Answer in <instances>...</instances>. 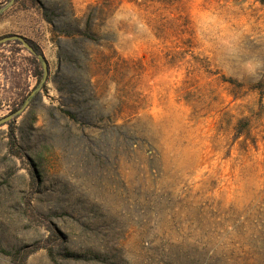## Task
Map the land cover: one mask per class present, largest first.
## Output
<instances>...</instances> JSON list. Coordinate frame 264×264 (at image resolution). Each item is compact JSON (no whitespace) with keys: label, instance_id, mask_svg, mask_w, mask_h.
<instances>
[{"label":"rangeland","instance_id":"obj_1","mask_svg":"<svg viewBox=\"0 0 264 264\" xmlns=\"http://www.w3.org/2000/svg\"><path fill=\"white\" fill-rule=\"evenodd\" d=\"M41 1L80 30L95 15L78 73L96 116L61 113L70 73L43 10L0 0V39L34 42L54 79L12 120L26 157L10 159L0 126V264L37 242L55 258L23 264H264V0ZM28 57L0 45V119L36 87ZM21 199L43 219H21Z\"/></svg>","mask_w":264,"mask_h":264},{"label":"trees","instance_id":"obj_2","mask_svg":"<svg viewBox=\"0 0 264 264\" xmlns=\"http://www.w3.org/2000/svg\"><path fill=\"white\" fill-rule=\"evenodd\" d=\"M14 5H21L27 8L39 7L44 12V17L47 22L51 24L53 27V34L55 36L54 42L58 47V61L60 69H66L70 74L66 71V74L62 78H57L56 88L58 91H62V96L65 97L66 105L71 108H61V113L65 116L69 117L75 124L79 125L80 128H84L86 124H89L90 121L94 119V111H92V107L88 104L93 100L95 92L94 85L92 84V78L89 76L84 79L81 76L79 70L88 69L89 63L91 62L90 54L88 53V48L90 45H97L98 39L97 34L94 31V18L95 15L90 16L85 22V28L78 29L68 20L69 16L65 13V11L56 6L53 9L46 8L45 4L41 0H11ZM28 4H31L29 6ZM55 19H60L61 24L58 25L55 22ZM26 41L33 47L36 52V55H33L30 51H28L25 47H23L20 41H10L8 44H14L20 46L21 50L28 52L29 57L26 59L30 70L33 72L32 77L36 81V86L39 85L44 77V68L42 65V60L39 59V56H43L44 54L42 50L31 40L25 38ZM45 58V57H44ZM89 59V60H88ZM87 65V66H86ZM11 67L18 68V65L13 63L10 65ZM87 68V69H86ZM3 70V69H1ZM16 74V72H14ZM58 76H61L60 74ZM49 82L54 81L51 77L48 79ZM47 82L43 88H46L48 85ZM35 88V87H34ZM34 90V89H33ZM32 90V91H33ZM32 91H28L27 94L23 97V101H21L17 107H14L12 112L17 111V109L21 108L24 105L27 97L32 93ZM25 99V100H24ZM96 116V115H95ZM50 117L53 119L54 125H56V113L52 112ZM33 122H31V126H33ZM9 125V131L7 133V154L10 159H19L27 156L23 145L20 142L18 132L20 127H16L13 121L7 123ZM90 150L93 148L90 146ZM35 166L38 170V164ZM33 179H38L39 174L37 171L33 173ZM27 203L24 199H21L19 206L21 207V219L26 216L28 209L31 210L33 216L37 218H42L43 215L31 206V202ZM42 224V223H41ZM43 224H46L48 230L51 232V235L54 236L57 240L61 241L63 239V235L53 227V224L50 221H45ZM45 249L48 252V255L54 259L56 254V248L49 247L42 242H37L31 246H27L20 249L6 250L1 249V252L5 255L10 256L11 262L10 264H23L33 253ZM70 254V253H69ZM87 254V253H85ZM73 257H78L73 255Z\"/></svg>","mask_w":264,"mask_h":264},{"label":"water","instance_id":"obj_3","mask_svg":"<svg viewBox=\"0 0 264 264\" xmlns=\"http://www.w3.org/2000/svg\"><path fill=\"white\" fill-rule=\"evenodd\" d=\"M12 3H13V1L11 2V4ZM2 12H3V10H0V14ZM9 41H20L22 43L23 47H25L33 55H36V52L33 49V47L26 41V39L24 37L19 36V35L7 36V37L0 39V45L5 44ZM39 59L42 60V65L44 68V77H43L41 83L39 85H37L35 87V89L32 91V93L27 97V99L24 102V105L21 108L17 109V111L12 112L9 115L0 119V126L7 124L8 122L12 121L16 117L22 115L26 111V109L29 108V106L32 104V101L38 99L39 92L42 90L43 86L48 82V79H49L48 63L43 56H39Z\"/></svg>","mask_w":264,"mask_h":264}]
</instances>
